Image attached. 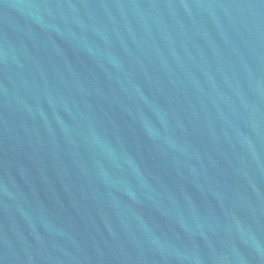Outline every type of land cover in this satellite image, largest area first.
I'll use <instances>...</instances> for the list:
<instances>
[{
  "label": "water",
  "instance_id": "1",
  "mask_svg": "<svg viewBox=\"0 0 264 264\" xmlns=\"http://www.w3.org/2000/svg\"><path fill=\"white\" fill-rule=\"evenodd\" d=\"M0 264H264V0H0Z\"/></svg>",
  "mask_w": 264,
  "mask_h": 264
}]
</instances>
